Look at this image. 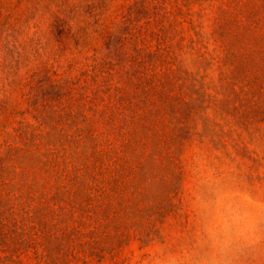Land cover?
Listing matches in <instances>:
<instances>
[{"label": "rangeland", "instance_id": "374dc122", "mask_svg": "<svg viewBox=\"0 0 264 264\" xmlns=\"http://www.w3.org/2000/svg\"><path fill=\"white\" fill-rule=\"evenodd\" d=\"M0 156V264H264V0H0Z\"/></svg>", "mask_w": 264, "mask_h": 264}, {"label": "trees", "instance_id": "16d2710c", "mask_svg": "<svg viewBox=\"0 0 264 264\" xmlns=\"http://www.w3.org/2000/svg\"><path fill=\"white\" fill-rule=\"evenodd\" d=\"M115 53L118 54L117 51H115ZM116 54V56H117ZM91 60L94 63V67H93V71H96V69H98V67H102V68H106L109 67V70H114L115 68H120L119 71L115 72L116 74H120L122 73V66H120L118 63H113L114 60H112V53L108 52L104 55H102L101 57H97V56H93L91 58ZM101 73H108L106 71H101ZM97 75H94V77H92L93 83L96 81ZM21 137L23 139H25V141L28 143L27 145L31 146V147H35L37 148V144H35V140H36V135L35 134H25V135H21ZM28 148L26 150V154H31V150L32 148ZM3 163H4V157L0 156V171L3 169ZM3 182V181H2ZM7 205H2L0 203V235H1V230L4 229V226L2 224L3 221H9L5 216L8 215V212L10 211V209L6 208ZM15 226V225H14ZM0 247H1V243H0Z\"/></svg>", "mask_w": 264, "mask_h": 264}]
</instances>
